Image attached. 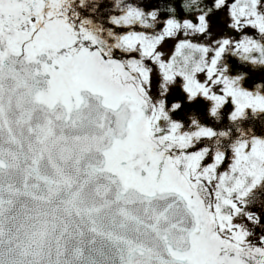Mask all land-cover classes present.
<instances>
[{
  "label": "snow or ice",
  "instance_id": "obj_1",
  "mask_svg": "<svg viewBox=\"0 0 264 264\" xmlns=\"http://www.w3.org/2000/svg\"><path fill=\"white\" fill-rule=\"evenodd\" d=\"M0 264H264V0H0Z\"/></svg>",
  "mask_w": 264,
  "mask_h": 264
}]
</instances>
